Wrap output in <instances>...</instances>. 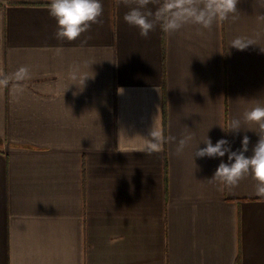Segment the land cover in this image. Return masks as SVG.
Segmentation results:
<instances>
[{
  "label": "crops",
  "instance_id": "1",
  "mask_svg": "<svg viewBox=\"0 0 264 264\" xmlns=\"http://www.w3.org/2000/svg\"><path fill=\"white\" fill-rule=\"evenodd\" d=\"M101 2L67 41L49 0H0V264H264L255 181H210L227 154L193 158L207 137L235 151L247 135L249 156L259 139L228 128L264 106V0L147 39ZM154 127L192 138L148 155Z\"/></svg>",
  "mask_w": 264,
  "mask_h": 264
},
{
  "label": "clouds",
  "instance_id": "2",
  "mask_svg": "<svg viewBox=\"0 0 264 264\" xmlns=\"http://www.w3.org/2000/svg\"><path fill=\"white\" fill-rule=\"evenodd\" d=\"M260 3V0H257ZM120 6L127 7L123 20L129 26L139 30L141 38L147 39L149 34L159 25L163 30L173 33L181 29L187 23L210 28L217 19L226 20L229 16L237 19L238 0H115ZM149 5L156 6L155 10ZM48 11L57 22L56 38L59 40L75 41L82 34L89 31L94 24L101 23L103 4L101 0H49ZM264 19V17H261ZM255 44L250 39L238 37L232 41L231 47L245 50L249 45ZM264 52V49L261 48ZM123 88H118V94H123ZM256 125L255 131L259 139L249 151L250 139L244 135L241 147L235 151L226 139H220L215 144L210 138L203 143L206 147L194 151V157L223 158L227 154V162L221 160L210 181H218L228 187H236L246 176H251L255 181V194L264 198V106L257 104L243 113V117L230 121L228 131L239 133L245 129V125ZM150 135L154 142L148 140L142 152L151 155L163 149L165 142L175 143V152L180 155L191 140V136H185L177 141L176 137H168L167 140L154 127Z\"/></svg>",
  "mask_w": 264,
  "mask_h": 264
},
{
  "label": "trees",
  "instance_id": "3",
  "mask_svg": "<svg viewBox=\"0 0 264 264\" xmlns=\"http://www.w3.org/2000/svg\"><path fill=\"white\" fill-rule=\"evenodd\" d=\"M235 264H239L238 261H236Z\"/></svg>",
  "mask_w": 264,
  "mask_h": 264
}]
</instances>
